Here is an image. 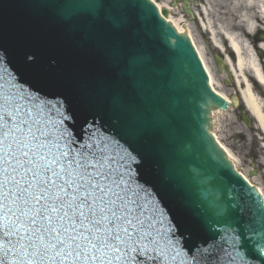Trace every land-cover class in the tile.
<instances>
[{
	"label": "water",
	"instance_id": "obj_1",
	"mask_svg": "<svg viewBox=\"0 0 264 264\" xmlns=\"http://www.w3.org/2000/svg\"><path fill=\"white\" fill-rule=\"evenodd\" d=\"M152 1L0 0V91L71 116L75 151L93 144L117 159L136 157L131 187L143 189L148 215L181 253L158 264H194L192 256H208L196 249L229 236L239 239L238 264H264V197L213 136L218 111L211 133L212 111L230 104L211 90L172 10L161 14ZM178 1L192 15L188 0Z\"/></svg>",
	"mask_w": 264,
	"mask_h": 264
},
{
	"label": "snow or ice",
	"instance_id": "obj_2",
	"mask_svg": "<svg viewBox=\"0 0 264 264\" xmlns=\"http://www.w3.org/2000/svg\"><path fill=\"white\" fill-rule=\"evenodd\" d=\"M0 113V264L177 261L181 253L148 215L143 189L131 187L128 161L135 156L117 159L93 144L75 151L76 139L65 127L71 116L39 106L38 97L0 91ZM238 244L229 236L224 245L196 249L208 256L192 261L238 264L244 258Z\"/></svg>",
	"mask_w": 264,
	"mask_h": 264
},
{
	"label": "bare ground",
	"instance_id": "obj_3",
	"mask_svg": "<svg viewBox=\"0 0 264 264\" xmlns=\"http://www.w3.org/2000/svg\"><path fill=\"white\" fill-rule=\"evenodd\" d=\"M155 3L160 9L172 10L168 4H160L157 1ZM198 9L201 18L198 16L199 21L197 23L203 24L202 26L211 34L212 44L216 48L219 47L224 50L222 43L227 39L229 56H225L223 61L230 66L233 81L239 88L243 103L255 119L264 141V40H256L255 38L252 40V36L261 29L264 33V0H206L203 6L201 5ZM196 15L198 13H195ZM195 16L194 18H196ZM171 21L181 32H187L190 38L196 40L191 30L181 27L177 20L171 18ZM196 46L209 73V80H211L214 90L229 100L230 97L218 91L219 89L215 86L214 74L205 58L204 48L197 44ZM230 52H233L235 60L230 56ZM214 135L238 168L232 154L220 141L216 132ZM244 177L253 185L252 180L245 174ZM258 190L264 195L260 187Z\"/></svg>",
	"mask_w": 264,
	"mask_h": 264
},
{
	"label": "rangeland",
	"instance_id": "obj_4",
	"mask_svg": "<svg viewBox=\"0 0 264 264\" xmlns=\"http://www.w3.org/2000/svg\"><path fill=\"white\" fill-rule=\"evenodd\" d=\"M160 4H168L171 7L170 0H155ZM198 1V4H197ZM206 0H190L193 10L197 13L201 5L203 6ZM219 4V3H218ZM174 13L172 19L177 20L181 27L191 30V33L196 39V44L204 48L205 58L211 66L215 78V86L218 91L227 97H233L237 93L235 83L229 81L225 71L217 69L215 62V54H220L219 50L214 47L209 41V33L201 24L193 22L188 15L183 12L179 6L171 7ZM254 40L255 35L252 36ZM227 47V41L224 42ZM216 134L224 146L230 151L232 157L238 165V170L244 173L253 184L260 187L264 192V141L262 134L254 124L248 127L241 119L239 110L236 111H218Z\"/></svg>",
	"mask_w": 264,
	"mask_h": 264
}]
</instances>
